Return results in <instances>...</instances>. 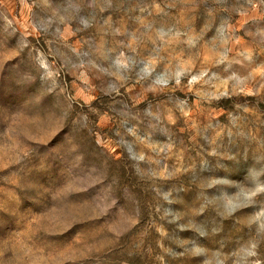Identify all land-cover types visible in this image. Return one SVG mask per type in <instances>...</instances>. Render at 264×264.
I'll return each instance as SVG.
<instances>
[{
  "label": "rangeland",
  "instance_id": "obj_1",
  "mask_svg": "<svg viewBox=\"0 0 264 264\" xmlns=\"http://www.w3.org/2000/svg\"><path fill=\"white\" fill-rule=\"evenodd\" d=\"M0 264H264V0H0Z\"/></svg>",
  "mask_w": 264,
  "mask_h": 264
}]
</instances>
